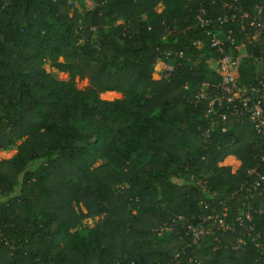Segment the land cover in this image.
<instances>
[{
	"label": "trees",
	"instance_id": "16d2710c",
	"mask_svg": "<svg viewBox=\"0 0 264 264\" xmlns=\"http://www.w3.org/2000/svg\"><path fill=\"white\" fill-rule=\"evenodd\" d=\"M91 1L84 12L77 4L86 0H0V150L21 141L0 159V264H253L260 251L233 249L238 231L189 245L179 221L177 232L163 229L177 215L196 224L220 212V199L259 161L250 122L210 126L206 105L195 103L208 76L207 46L194 51L197 64L153 77L160 49L203 38L186 27L201 7L213 18L225 0ZM46 57L70 82L46 71ZM257 64L245 58L240 78H252ZM75 78L87 85L77 88ZM108 91L121 97L102 99ZM228 155L241 162L236 172L220 165ZM262 194L254 220L264 235ZM242 198L223 200L227 220ZM86 219L96 221L83 232Z\"/></svg>",
	"mask_w": 264,
	"mask_h": 264
},
{
	"label": "built area",
	"instance_id": "2783aa9c",
	"mask_svg": "<svg viewBox=\"0 0 264 264\" xmlns=\"http://www.w3.org/2000/svg\"><path fill=\"white\" fill-rule=\"evenodd\" d=\"M193 27L201 30L203 38L191 39V46L189 44L183 49L177 46L160 49V56L154 65L158 78L153 77L168 78L180 65L197 64L200 60L194 59V51L207 46L212 51L205 59L208 76L200 81L195 103L206 105V118L210 126L220 121L250 122L262 148L257 153L259 161L247 171L248 178L226 195L225 199H220L223 205L220 212L198 217L196 224L191 221L194 217L191 219L177 215L163 229L177 232L176 223L179 221L189 245H197L209 233L238 231L239 236L233 249L260 251L258 262L253 264H264V235L254 220V212H257L254 200L264 192V70L259 68L264 62V0H255L250 7L241 0H225L221 11L213 18L206 17V11L201 7L194 23L186 28ZM90 31L95 36L98 27L91 26ZM245 58L258 62V69L256 67L252 78L243 80L240 78V68ZM203 136L208 141L209 128ZM228 156H232L237 165L235 168L225 166L236 172L241 162L235 155ZM190 181L202 192L207 191L206 183L193 174ZM239 192L243 194L240 210L229 221L228 206L223 200L233 198ZM212 194L217 199L221 197L216 191ZM4 240L11 244L8 237H4Z\"/></svg>",
	"mask_w": 264,
	"mask_h": 264
},
{
	"label": "rangeland",
	"instance_id": "374dc122",
	"mask_svg": "<svg viewBox=\"0 0 264 264\" xmlns=\"http://www.w3.org/2000/svg\"><path fill=\"white\" fill-rule=\"evenodd\" d=\"M93 6H94V4H93V2L91 0H86L85 5L77 4V7L80 10L84 11V12L87 11L88 9H91ZM163 7H164V5L162 3H159L158 6L156 7V11L158 13L161 12ZM112 28H114V27L105 26V30H107V31L112 29ZM100 36H101V34L98 31V34L93 36V37L96 40ZM59 61H61V59ZM54 62H55V60H53L51 57H46V58H44L42 60L43 66L45 67L47 72H49L54 77H56L57 79H59V80H61L63 82H66V83L70 82L71 77H70L69 73L66 72V71H62V70L58 69L56 67V65L54 64ZM260 67L262 68V65H259V68ZM257 69H258V67H257ZM153 75H154L155 78H158V76H157V74L155 72H154ZM74 83H75L74 85L77 88H79V89H82V88H84L87 85V81L79 80L78 78H75ZM187 86H190V84L188 83ZM120 97H121V95L119 93L115 92V91H108V92H105V93L101 94V98L106 100V101H113V100H116V99H118ZM20 143H21V141L17 140L15 145L10 146L7 149L0 150V159H10V158H12L16 154V152L18 150V145ZM104 161H105V158L101 157V158L98 159V161H97V163L95 165L102 164ZM236 163L237 162L234 161L232 156H227L221 164L222 165H229L232 168H235L236 165H237ZM95 221H96V219L95 220L86 219V220H84L82 222V224L79 226L78 229L84 232V231H86L87 228L93 227L94 224H95ZM61 241L63 242L64 238H61Z\"/></svg>",
	"mask_w": 264,
	"mask_h": 264
}]
</instances>
